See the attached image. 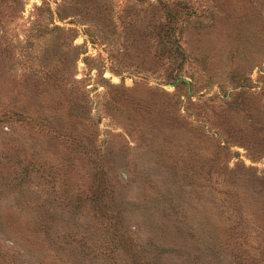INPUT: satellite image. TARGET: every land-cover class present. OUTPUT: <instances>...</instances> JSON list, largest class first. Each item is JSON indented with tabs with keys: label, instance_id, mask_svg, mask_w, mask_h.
I'll return each instance as SVG.
<instances>
[{
	"label": "rangeland",
	"instance_id": "obj_1",
	"mask_svg": "<svg viewBox=\"0 0 264 264\" xmlns=\"http://www.w3.org/2000/svg\"><path fill=\"white\" fill-rule=\"evenodd\" d=\"M102 1L0 0V264H264V0H175L184 81Z\"/></svg>",
	"mask_w": 264,
	"mask_h": 264
},
{
	"label": "trees",
	"instance_id": "obj_2",
	"mask_svg": "<svg viewBox=\"0 0 264 264\" xmlns=\"http://www.w3.org/2000/svg\"><path fill=\"white\" fill-rule=\"evenodd\" d=\"M14 5L18 4L19 1L22 0H10ZM67 1L71 2L70 4H83L86 8L89 9V7H92V3L96 4L97 6L100 4H104L102 0H84V2H80L79 0H62V3H59V6L62 4H65ZM43 2H46V0H43ZM92 2V3H91ZM175 0H158V4L162 10V16L158 24L157 29V48L159 49L157 52L158 58H166L165 60L169 59H177V65L172 67V72L175 73V78L184 81L182 79L183 74H181L179 71L181 70L182 62L185 61L188 58V54L186 52V49L183 47L182 41H181V35H182V26L185 22V17L187 13L185 12H179L178 9H176ZM22 4V3H21ZM63 17V16H61ZM253 49V47H251ZM256 51H252V55H254ZM257 65V63H254ZM173 73V74H174ZM239 79L237 83L241 85L240 89L238 90V94L240 92H244L248 87L247 82H245L244 76H239ZM264 90V79L261 84V86L258 89H254L251 91V93L261 94L260 92H263ZM258 99V97H257ZM237 95L233 96L232 102L236 106L237 105ZM255 101V100H254ZM256 104V103H255ZM251 107H253V104H250ZM264 108V102L261 105ZM259 107V105H258Z\"/></svg>",
	"mask_w": 264,
	"mask_h": 264
}]
</instances>
